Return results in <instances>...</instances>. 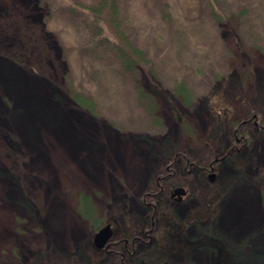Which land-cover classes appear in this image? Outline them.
<instances>
[{"label": "rangeland", "instance_id": "obj_1", "mask_svg": "<svg viewBox=\"0 0 264 264\" xmlns=\"http://www.w3.org/2000/svg\"><path fill=\"white\" fill-rule=\"evenodd\" d=\"M96 1L0 0V264H38L42 254L43 264L70 258L98 264L92 248L84 261L73 255L104 226L78 211L80 193L90 198L94 220L115 211L132 232L126 219L144 214L157 188L147 185L161 167L163 140L171 137L169 145L181 154L203 141L211 125L206 102L217 92L237 115L262 103L264 0H117L125 33L150 60L154 79L178 93L193 136L178 134L163 97L140 95L137 83L146 88L147 76L136 65L125 70L112 35L107 41L105 32L97 34L84 7ZM76 92L92 100L96 115L72 101ZM198 154L208 157L210 150ZM180 159L160 170L187 186L184 200L166 199L184 215L206 188ZM237 161L246 176L221 199L212 227L231 243H244L231 246L230 264H264V137L242 144ZM213 168L205 174L209 185L223 180L221 173H235L227 163L222 172ZM147 231L152 236L153 228ZM205 261L202 252L194 255L195 264Z\"/></svg>", "mask_w": 264, "mask_h": 264}, {"label": "trees", "instance_id": "obj_2", "mask_svg": "<svg viewBox=\"0 0 264 264\" xmlns=\"http://www.w3.org/2000/svg\"><path fill=\"white\" fill-rule=\"evenodd\" d=\"M84 7L92 15V20L96 24L97 34L105 32L103 38L107 41H109L108 35H112L113 40L110 43L121 61L123 68L130 70V68H134L136 65L145 72L147 76V87L143 88L141 84L137 83V90L140 95H148L151 99H153L154 94L163 97L176 115L178 134L187 133L193 136L190 124L186 121L180 110L179 105L181 104L176 97L177 92L175 90L174 93L166 91L159 81L154 79V68L150 60L145 57L143 50L130 41L125 33L119 19L117 0H97L95 3L85 5ZM177 91H183L185 97L188 92L181 84L177 88ZM217 95L218 92L214 97H209L210 99L206 102V109L211 118V125L206 138L199 142L196 147H191L192 149L189 150V153L185 154L176 151V144L169 145L170 141H172L171 137L163 140L161 161L157 165H161V167H163V164L164 166L174 165L175 161L181 156L179 162L182 163L184 170L185 168H194L193 171L196 172L194 174L197 177L196 180L206 188V191L196 199L197 205L187 209L184 215H180L177 210L169 208L166 199L169 186L174 181L167 180L169 177L164 176L165 174L162 175L161 167L154 169L150 178V184L147 185L148 190L151 189L153 183H157V188L154 190L153 196L150 197L148 195L150 201L147 203L144 202L146 212L142 215H134L126 219V223H134V230L132 232H126L124 223L123 226L118 223L115 217V211L111 212L110 217L94 220L96 213L93 210L94 206L90 198L84 193H80L77 209L83 216H88L96 225V228L110 222L114 227L115 235L119 234L120 240L127 239L128 242L135 238V232H141L142 235L143 231L149 228H153L154 236L153 244L147 245L144 243L136 244L129 242V245L119 246L122 250L119 249L117 251L119 255L123 256L120 258L114 253L115 250L105 252L103 248L95 247L90 236L84 242L83 247H80L79 252L73 254L76 256V261L77 259L84 261L87 258L85 253L86 249L89 250V248H92L99 255L98 259H96L99 260L98 264H195L193 255L196 252H202L205 255L206 261L204 264H230L234 254L232 247L238 245L242 248V244L244 243L241 242V245L239 243H231L228 234L217 228H213L212 223L218 217L220 201L229 191L231 185L233 186L237 182L238 177L246 176L243 166L244 163L237 161L242 144L248 142L255 135L264 137V88L258 94L262 97L260 106L250 105L247 108L244 107L242 115L235 114L231 106L222 98L217 97ZM72 101L80 108L88 109L93 115H96L92 106L93 102L90 98L83 97L82 94L76 92ZM243 120L257 121V127L251 129L243 124ZM229 128L230 130L232 129L230 132ZM204 147L210 150V155L202 158L198 153ZM213 153H218L220 156L219 161L214 163L220 172H222V165L227 163L233 166L235 173L233 175L230 174L228 177L221 173V179L223 180L219 183L209 185L206 182L205 174L209 162L214 160L211 157ZM149 159L152 162L155 159V154H151ZM205 159L207 160L203 161ZM146 194V192H143L141 197L145 198ZM262 200L264 204V192L262 194ZM118 208L122 207L119 206ZM205 221H207L205 226H208V228L202 227L204 225L202 223ZM209 222H211L210 225ZM190 226H195L196 228L192 234L189 233ZM133 251L137 253L131 256L130 254ZM161 252H164V257H162ZM81 255H83V259ZM45 256L46 254H42V257L38 259V264H43V257ZM64 260L61 259L56 264H73L75 258H70L69 262Z\"/></svg>", "mask_w": 264, "mask_h": 264}, {"label": "flooded vegetation", "instance_id": "obj_3", "mask_svg": "<svg viewBox=\"0 0 264 264\" xmlns=\"http://www.w3.org/2000/svg\"><path fill=\"white\" fill-rule=\"evenodd\" d=\"M219 161V159L218 158H214V160L212 161V162H209V166L207 167V172H210V171H212L214 168H213V165H214V163H216V162H218ZM186 169V168H185ZM188 169H190V168H188ZM167 170H170V168L168 167L167 168ZM187 170V169H186ZM209 174H211V173H209ZM208 177H209V175H208ZM212 178H213V176H212ZM209 179H210V177H209ZM213 180V179H212ZM176 186H183L185 189H186V193H187V186L186 185H180V184H178V183H172L170 186H169V189H168V195H169V198H174V199H176L177 201H180V200H184L185 198V196L187 195L186 193L180 198V199H177V196L176 195H172V190H173V188L174 187H176ZM145 212H146V210H145ZM144 212V213H145ZM179 212V211H178ZM180 213V212H179ZM180 215H182V214H180ZM106 224H110V227H111V230H112V232H111V235H110V237L102 244V246H100V247H97V246H95V244H94V242H93V238H92V242H93V244H94V246L95 247H97V248H103L104 249V251L105 252H108L109 250H115V252L114 253H116V255H118V257L120 258V257H123L122 255H119V252L117 251L118 250V248L117 249H113V248H115V246L116 245H121V246H123V245H129V242H134V243H144V244H153V236H154V232H153V234H152V236L150 235V237H147V235H149V234H147V230L148 229H146L145 231H143V234L141 235V232H135L136 233V235H135V238L132 240V241H127V239H119L120 237L116 234L115 235V233H114V227H113V225L110 223V222H108V223H105L104 225H106ZM101 228V227H100ZM148 238H149V240H148ZM152 246V245H151ZM121 250H122V248H120ZM137 252L136 251H133V253H131L130 255L132 256V255H135ZM197 253V252H196ZM195 253V254H196ZM194 254V255H195ZM161 255H162V257H164V252H161ZM194 255H193V259H194ZM166 256V255H165ZM205 256V255H204Z\"/></svg>", "mask_w": 264, "mask_h": 264}, {"label": "water", "instance_id": "obj_4", "mask_svg": "<svg viewBox=\"0 0 264 264\" xmlns=\"http://www.w3.org/2000/svg\"><path fill=\"white\" fill-rule=\"evenodd\" d=\"M212 173L209 174L210 180H212ZM186 193V189L183 186H176L172 190V195H176L177 199H180ZM110 224H106L98 229L93 235V242L95 246L100 247L111 235Z\"/></svg>", "mask_w": 264, "mask_h": 264}, {"label": "bare ground", "instance_id": "obj_5", "mask_svg": "<svg viewBox=\"0 0 264 264\" xmlns=\"http://www.w3.org/2000/svg\"><path fill=\"white\" fill-rule=\"evenodd\" d=\"M243 217V216H242ZM242 220H241V223L243 224V222H244V218H241Z\"/></svg>", "mask_w": 264, "mask_h": 264}]
</instances>
